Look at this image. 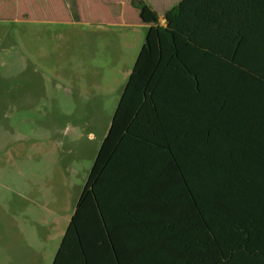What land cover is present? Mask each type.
<instances>
[{
  "label": "crops",
  "instance_id": "crops-1",
  "mask_svg": "<svg viewBox=\"0 0 264 264\" xmlns=\"http://www.w3.org/2000/svg\"><path fill=\"white\" fill-rule=\"evenodd\" d=\"M141 1L159 14L160 24L165 26L164 14L182 0H0V18H29L32 13L47 14L53 7L61 15L69 16L74 6L81 21V7L92 5L95 25L105 20L135 21L148 31L149 25L142 22L136 7ZM237 5V9L231 10L229 27L222 30V35L238 41L222 40L219 47L216 45L220 51L209 52L207 95H199L196 81L183 73L152 80L155 104L149 101L142 105L130 131H125L120 118L111 132L133 68L121 86L91 159L90 171L112 133L106 165L96 179L99 211L84 209L80 214L84 239L90 249V264H264L254 257L238 254V248L225 247L224 242L209 238V230L205 224L198 223L196 211L182 206V192L171 185L176 179L171 171L175 166L171 152L188 150L198 143L209 144V139L201 138L209 135L202 109L215 99V89L238 91L250 81L264 78V0H245ZM100 7L106 19L99 15ZM233 54L236 63L232 61ZM235 95L240 101L241 95ZM90 171L79 187L71 213L44 220L47 226H43L39 238L48 251L40 252L35 263L54 264Z\"/></svg>",
  "mask_w": 264,
  "mask_h": 264
},
{
  "label": "rangeland",
  "instance_id": "rangeland-1",
  "mask_svg": "<svg viewBox=\"0 0 264 264\" xmlns=\"http://www.w3.org/2000/svg\"><path fill=\"white\" fill-rule=\"evenodd\" d=\"M94 9L0 18V264L48 251L44 220L71 213L144 44L145 26L95 25Z\"/></svg>",
  "mask_w": 264,
  "mask_h": 264
},
{
  "label": "trees",
  "instance_id": "trees-1",
  "mask_svg": "<svg viewBox=\"0 0 264 264\" xmlns=\"http://www.w3.org/2000/svg\"><path fill=\"white\" fill-rule=\"evenodd\" d=\"M243 1L182 0L164 14L165 26L151 6L143 1L136 4L142 22L149 28L111 132L120 118L125 131H130L142 105L149 101L155 104L152 80L183 73L196 81L199 95H207L209 52L220 51L216 45L219 47L222 40L237 43L238 38L223 36L222 30L229 27L231 10ZM71 13L79 21L76 7H71ZM232 61L236 63V54ZM215 91V99L202 109L209 135L201 138L209 139V144L198 143L190 145L191 149L171 152L175 162L171 171L176 176L171 185L182 192V206L196 211L198 223L209 230V238L212 236L224 242L225 247L238 248V254L264 263V78L250 81L238 91ZM237 93L241 95L240 101ZM110 136L90 171L54 264H90L80 214L84 209L99 211L96 179L106 165L112 133Z\"/></svg>",
  "mask_w": 264,
  "mask_h": 264
}]
</instances>
